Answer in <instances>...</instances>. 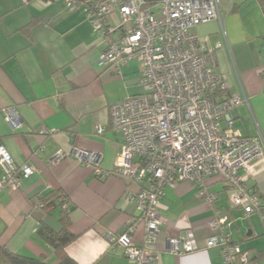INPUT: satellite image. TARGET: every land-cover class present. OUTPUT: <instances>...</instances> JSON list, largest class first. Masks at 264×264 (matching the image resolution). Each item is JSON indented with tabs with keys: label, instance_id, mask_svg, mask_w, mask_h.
<instances>
[{
	"label": "crops",
	"instance_id": "obj_1",
	"mask_svg": "<svg viewBox=\"0 0 264 264\" xmlns=\"http://www.w3.org/2000/svg\"><path fill=\"white\" fill-rule=\"evenodd\" d=\"M117 12L110 22L117 21ZM207 47L213 48L216 71L229 93H244L231 111L233 127L247 137H259L262 155L249 183L264 195V15L256 0H220V19L195 28ZM217 42L221 47L216 48ZM104 49L83 12L71 11L62 2L0 0V145L15 167L32 164L35 171L20 185L0 189V246L23 256L57 264L51 245L38 233L41 225L61 228L60 199L35 208L39 195L58 192L67 196L69 231L75 238L65 253L77 264H127L120 248L109 237L136 222L132 241L147 246L153 264H224L218 246H206L217 232L213 217L226 214L230 226L222 230L264 264V218L244 216L233 206L220 176L205 179L206 193L191 181L165 188L161 198V223L155 240H144L139 212L127 192L137 184L110 177L97 178L92 165H82L75 149L96 155L99 167L111 170L120 153L122 137L110 128V105L141 92V67L129 62L121 76L100 69ZM13 108L12 125L5 110ZM104 128L98 134L96 127ZM57 152L63 157L53 160ZM1 176V169H0ZM213 194L209 201L206 194ZM138 220V221H137ZM189 232L197 245L192 252L176 254L169 239ZM0 264H7L0 257Z\"/></svg>",
	"mask_w": 264,
	"mask_h": 264
},
{
	"label": "built area",
	"instance_id": "obj_2",
	"mask_svg": "<svg viewBox=\"0 0 264 264\" xmlns=\"http://www.w3.org/2000/svg\"><path fill=\"white\" fill-rule=\"evenodd\" d=\"M43 1H60L71 11L83 12L104 44L97 62L100 69L121 76L122 67L129 62L141 67L142 92L109 107L110 128L123 140L114 167L101 169L96 155L83 149H75L72 156L82 165H92L100 180L114 177L137 184L138 189L128 191L127 198L136 204L146 242L157 236L165 188L181 181L195 183L202 195L206 193L205 179L220 176L233 206L244 216L256 212L264 218V195L248 182L262 155L261 140L240 134L231 115L247 97L226 90L216 71L214 49L195 31L202 23L220 19V0H160L153 6H146L144 0ZM114 12L118 17L112 23ZM215 47H221V42ZM5 119L16 124V111L7 108ZM103 131L96 127L98 134ZM61 157L57 152L53 160ZM0 169V189L17 188L22 178L35 171L29 163L15 167L2 145ZM206 199L212 201L215 196L208 193ZM60 201L67 210L65 194ZM34 205L45 207L39 200ZM209 226L217 233L207 238L206 246H218L224 264H254L249 252L222 232L230 226L226 214L213 217ZM135 227L133 222L109 241L122 250L127 264H153L148 247L132 241ZM169 241L176 254L197 248L189 232Z\"/></svg>",
	"mask_w": 264,
	"mask_h": 264
},
{
	"label": "trees",
	"instance_id": "obj_3",
	"mask_svg": "<svg viewBox=\"0 0 264 264\" xmlns=\"http://www.w3.org/2000/svg\"><path fill=\"white\" fill-rule=\"evenodd\" d=\"M146 2V6H153L158 3L160 0H144ZM259 4L262 13L264 15V0H256ZM63 193L58 192H49L45 195H39L37 199L42 202L44 205L52 201L56 197V199H61ZM60 205L62 206V202L60 201ZM61 228L56 231L52 228L41 225L38 229L39 235L53 248L56 257L58 258L57 264H77L73 259H71L65 253V246L69 242H71L75 236L69 231L70 222L67 215V210L62 209V214L60 217ZM0 257L7 264H45L40 259L32 258V257H23L17 255L5 247L0 246Z\"/></svg>",
	"mask_w": 264,
	"mask_h": 264
},
{
	"label": "rangeland",
	"instance_id": "obj_4",
	"mask_svg": "<svg viewBox=\"0 0 264 264\" xmlns=\"http://www.w3.org/2000/svg\"><path fill=\"white\" fill-rule=\"evenodd\" d=\"M141 92H142V90H141ZM141 92H140V93H141Z\"/></svg>",
	"mask_w": 264,
	"mask_h": 264
}]
</instances>
